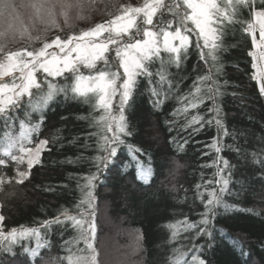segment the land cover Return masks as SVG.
Returning <instances> with one entry per match:
<instances>
[{"label": "trees", "instance_id": "16d2710c", "mask_svg": "<svg viewBox=\"0 0 264 264\" xmlns=\"http://www.w3.org/2000/svg\"><path fill=\"white\" fill-rule=\"evenodd\" d=\"M117 11L109 9L106 13ZM20 14L24 20L30 10L21 9ZM247 16L245 12L243 18ZM224 41L227 50L218 54L223 68L216 76L222 95L214 101L205 100L197 108L181 110L184 103L180 97L189 94L197 76L212 67L211 61L200 59L195 36L181 69H170L175 88L159 108L150 102L154 84L144 77L138 78L133 101L125 111L133 134L124 137L125 144L118 149V156L123 162L129 156L128 145L140 147L153 161L154 177L145 185L136 180L134 169L122 172L112 164L94 189L97 247L105 243L107 248L111 237L117 245L127 247L135 243L131 245L135 253L129 251L123 264H172L177 250L192 264V256L200 255L196 245H203L204 241L196 236L195 229L184 230L180 222L199 223L204 204L197 193H203L206 199L209 192L221 187L216 183L221 176L229 181L223 200L235 205L237 210L225 213L219 209L213 225L228 235L218 234L217 246L204 254L209 264H264V167L254 161V154L257 160L264 159V96L259 93L258 81L253 79L250 37L236 25ZM217 106L223 127L215 122L216 112L210 111ZM98 115L89 105L65 102L62 97L51 103L45 111L41 131L34 137V142L49 139L50 151L43 152L41 163L31 169L30 178L23 185L5 184L0 191L4 231L13 228L19 231L22 227L38 229L41 239L46 236L53 245L42 253L45 257L64 256V242L79 236L70 221L48 228L42 225L62 211L71 215L81 211L77 205L87 191L82 186L86 177L97 171L95 158L104 155L99 135H90L98 132L90 125L91 118ZM193 116L202 117L201 123L189 127ZM53 137L58 138L57 142L51 143ZM140 158L147 162L146 156ZM224 160L228 161V168ZM219 169L223 172L218 174ZM3 171L8 176L14 175L11 167ZM229 237L241 241L248 255L241 256ZM36 242V237H27L14 245V249L19 252L20 244L34 247ZM77 247H85L83 240L73 246L74 250ZM22 259L13 260L10 254L0 250V264H21Z\"/></svg>", "mask_w": 264, "mask_h": 264}, {"label": "snow or ice", "instance_id": "6c2138e0", "mask_svg": "<svg viewBox=\"0 0 264 264\" xmlns=\"http://www.w3.org/2000/svg\"><path fill=\"white\" fill-rule=\"evenodd\" d=\"M21 9L30 10L33 27L38 22L47 26L45 32L55 28L63 35L45 37L40 46L32 47L41 36L32 35V28L21 19ZM94 11L88 0H0V191L5 184L23 185L30 178L31 169L41 163L43 152L50 151L49 139L34 143V137L44 124L45 111L60 97L65 102L89 105L100 113L91 118L90 125L98 132L90 135H99L104 151L102 157L95 158L97 171L86 177V184L82 186V190L87 191L77 205L81 209L79 214L71 215L65 210L42 225L48 228L70 221L77 229L78 238L64 242V256L42 255L53 245L46 236L41 239L38 229L22 227L19 231L13 228L5 232V216L0 213V250L10 254L13 260L23 257L21 264H36L38 260L41 264H101L96 247V182L112 164L122 172L134 169L136 180L145 185L154 177L153 161L140 147L128 145L129 156L123 162L118 156V149L125 144L124 137L133 134L125 115L126 107L133 101L141 77L154 84L150 89V102L154 108L160 107L175 88V77L170 69H181L193 36L200 59L206 63L211 61L212 67L197 76L189 94L180 97L184 103L182 111L197 108L205 100L214 101L216 96L222 95L216 79L223 68L218 54L227 50L224 37L236 25L251 39L253 50L249 55L256 69L253 79L258 81L259 93L264 96V0H143L139 6H121L116 14L107 12V19L87 29L75 28L77 21H87ZM245 12L247 19L243 18ZM65 27L71 31L65 32ZM18 39H26L29 44L9 49L8 44ZM210 111L216 112L215 122L223 127L219 107ZM201 120L202 117L193 116L187 126L200 124ZM224 132L228 134L226 129ZM57 139L53 137L51 143ZM213 147L220 151L215 143ZM182 148L180 145L179 149ZM140 156H146L147 162ZM254 161L264 167V159L257 160L256 154ZM25 164L22 170L19 166ZM223 164L229 167L228 161L224 160ZM13 166L14 175L8 176L3 170ZM222 172L223 169L218 170V174ZM216 183L221 187L209 192L206 199L203 193H197L204 204L199 223L180 222L184 230L195 229L196 236L204 241L203 245H196L200 255L192 256V264H209L204 251L214 250L218 234L228 235L213 225L219 209L225 213L237 210L235 205L223 200L229 181L221 176ZM176 234L178 230L173 233ZM32 236L37 239L34 247L20 244L19 252L14 249V245ZM229 238L241 256L248 255L241 241ZM81 240L85 247L74 250L73 246ZM177 253L172 264H188L185 254L179 250Z\"/></svg>", "mask_w": 264, "mask_h": 264}, {"label": "rangeland", "instance_id": "374dc122", "mask_svg": "<svg viewBox=\"0 0 264 264\" xmlns=\"http://www.w3.org/2000/svg\"><path fill=\"white\" fill-rule=\"evenodd\" d=\"M89 3H91L92 7L95 9L94 12H92L90 19H88L87 21H77L75 23V28L76 29H87L88 27L94 25L95 23H99L103 20L106 19L107 15H106V11L110 10H119L121 8V6L123 5H134V6H139L143 3V0H95V2L93 3L92 0H88ZM24 23L26 25H28L30 28H32V35L36 36V35H40L41 36V40L40 41H36L34 43L31 44L32 47H36L37 44H41L44 40L45 37L48 38H52L55 37L56 35H63V33L59 32L58 29L55 28H50L47 32H45V28L47 27L46 25H42L39 24L38 22L35 24V27H33V22L30 19V15L28 18H25ZM59 22L61 23V25H63V19L60 18ZM71 29H68L67 27H65V32H70ZM29 42L25 39V40H17L16 42H10L8 44V48L11 50H16L22 46H26L28 45ZM38 45V46H39ZM253 50V49H252ZM256 72V69H254ZM34 143H38L34 142ZM14 167H11L14 173ZM22 170L26 168V164L25 165H20L19 166ZM105 222V221H104ZM110 244L107 245V248L105 247V243L98 244V247L96 245V247L98 248L99 252H100V260L103 264L105 263H109V264H123L125 263L128 255H130L128 252L131 251L134 252L136 251V249L131 248V245L133 247V244L135 245V243H130L127 247L126 246H122V245H117L115 244L114 241V237L110 238ZM135 253V252H134Z\"/></svg>", "mask_w": 264, "mask_h": 264}]
</instances>
